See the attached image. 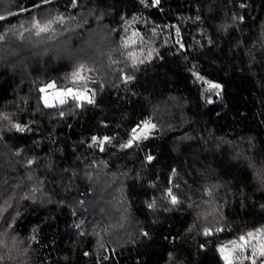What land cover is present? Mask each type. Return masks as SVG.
I'll return each mask as SVG.
<instances>
[{"label": "trees", "instance_id": "1", "mask_svg": "<svg viewBox=\"0 0 264 264\" xmlns=\"http://www.w3.org/2000/svg\"><path fill=\"white\" fill-rule=\"evenodd\" d=\"M0 16V264H226L264 229V0H0ZM81 64L94 102L46 105L48 84L83 91Z\"/></svg>", "mask_w": 264, "mask_h": 264}, {"label": "snow or ice", "instance_id": "2", "mask_svg": "<svg viewBox=\"0 0 264 264\" xmlns=\"http://www.w3.org/2000/svg\"><path fill=\"white\" fill-rule=\"evenodd\" d=\"M159 2H160V0H152V6L153 7L158 6ZM141 3H144V0H141ZM73 5L75 6V0H73ZM241 7H243V5H241ZM5 18L6 17H4V16H0V20H3ZM57 19L61 23H63V20L61 18L58 17ZM51 23L52 22L50 21L48 25L41 26L38 22H35L33 26L38 29L37 35H39L40 33H43V32H47L49 30L50 26H51ZM177 35H179V30H177ZM125 47H127V43L125 44ZM181 47H183V45H181ZM149 56H151V52L149 53ZM88 71H89V69H86L85 65L81 64L80 67L76 71H74L72 73L73 78H74V82H76L78 84H81L83 86V91H79V90L74 91L72 88H69L67 90V92L63 93L62 95H64L65 97H71L72 99H75V100H77V101H79L81 103H83V102H86V103H89V104L93 103L94 102V100H93L94 93H92L91 90L86 87V83L88 81V76L83 74V73H86ZM193 75H196L198 79L203 80V77L198 76V74L193 73ZM130 78L131 77H126V79H130ZM205 83H208V85H209L208 90L216 89V88L220 87V85H218V84H213V83H210V82H207V81H205ZM49 87H52V85H49ZM41 91H44V89H41ZM88 93H91V95H88ZM66 102H67L66 99H60V101H59L60 104H65ZM208 102L211 103L212 101L209 100ZM77 106L79 107L80 103H78ZM61 116H63L62 112H61ZM2 118L4 120H9L10 121V118L7 115H4ZM13 127H15L17 129V131H19V132H24L25 131V128L20 126L19 124H15V125H13ZM144 127H145V130H150V128L155 127V126L154 125L145 124ZM136 131H137L136 129H133V133H135ZM139 138L140 139H146L147 136L145 135V136L139 137ZM96 139H97L96 137H93V141H96ZM108 139H109L108 137H105L102 141H100L101 146L105 142H107ZM137 139H138V137L136 135H133L132 139H130L127 144L122 145V147H125V148L131 147L133 145V142L136 141ZM148 159L150 161L152 159V157L149 156ZM168 195L171 196V202L173 204H176V203L179 202L177 200V197L172 194L171 189L169 190ZM216 231L219 232V231H221V229L217 228ZM204 234L207 236V235H211L212 233H211L210 229L205 228L204 229ZM248 237L249 238H254L252 233H249ZM240 240L242 242H244L245 241V237L242 236L240 238ZM254 255H255V253H254ZM259 255L261 257H264V245L261 246ZM225 259L227 260V257H225ZM252 264H257L255 259H253Z\"/></svg>", "mask_w": 264, "mask_h": 264}, {"label": "rangeland", "instance_id": "3", "mask_svg": "<svg viewBox=\"0 0 264 264\" xmlns=\"http://www.w3.org/2000/svg\"><path fill=\"white\" fill-rule=\"evenodd\" d=\"M49 85H52V87H49ZM43 89L44 91H42V96L44 98L45 104L48 106L60 105V99H66L67 102L72 100L71 97H65L62 95L63 93L67 92L68 89L61 90L57 85L54 86V84H48L44 86ZM145 124L153 125L149 121L144 123L135 132L136 136L149 133L152 130L153 127L150 128V130H145ZM252 234L254 238H245L244 242L238 239L224 248L222 257L226 264H242L247 258V252L250 254L248 258V264H252L253 259L256 260L257 264H264V257L259 255L261 246L264 245V229L254 231ZM225 257H227V260Z\"/></svg>", "mask_w": 264, "mask_h": 264}]
</instances>
